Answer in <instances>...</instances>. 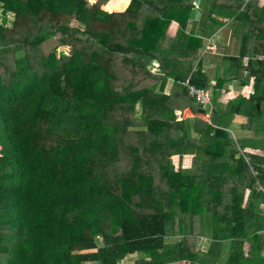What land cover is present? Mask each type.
I'll return each mask as SVG.
<instances>
[{"label": "trees", "instance_id": "obj_1", "mask_svg": "<svg viewBox=\"0 0 264 264\" xmlns=\"http://www.w3.org/2000/svg\"><path fill=\"white\" fill-rule=\"evenodd\" d=\"M120 1L0 0V264H123L133 255V264H252L244 245L264 250V153L242 149L264 152V58L250 40L264 47V6L130 0L123 12L101 9ZM196 6L195 35L185 28ZM218 18L232 35L242 27L241 39L210 85L202 58ZM172 20L180 28L162 50ZM59 46L68 58L57 59ZM250 79L247 98L219 102L224 83ZM186 82L211 91L207 121ZM185 109L194 119L176 115ZM235 115L253 139L231 136ZM184 155L190 169L171 161ZM200 236L211 241L205 255Z\"/></svg>", "mask_w": 264, "mask_h": 264}, {"label": "crops", "instance_id": "obj_2", "mask_svg": "<svg viewBox=\"0 0 264 264\" xmlns=\"http://www.w3.org/2000/svg\"><path fill=\"white\" fill-rule=\"evenodd\" d=\"M256 6H258L260 8L263 7L264 6V0H257ZM195 10L198 11V14H196L195 17L189 19L188 25H190V27H191L190 29H193V32L196 35L197 33H199V29H200L199 26H200V23L203 21H202V10L200 8L195 9ZM200 10H201V12H200ZM218 20L222 21V23H224V25L222 27L216 28V30L207 39L206 49L210 53L208 54V56L207 55L203 56V58L201 57V55H199L198 58H202V61H203L202 69H203L204 73L207 74V71L209 69H212V71H215V77L221 78L224 69L229 66V61H226V60L235 59L237 56L239 40L241 39L242 27L241 28L239 27L238 30L235 28V34L232 35L233 26L231 25L230 20L224 19V18H218ZM169 31H170V29L168 27V29L166 30L165 36L163 38V41L160 45V49H162V50H168L170 48L172 40L174 38V35H175L174 33L176 31L173 32L169 38H167V33H169ZM252 37L253 36H250V40L252 41L254 46H256V48H257V41L255 42L256 39L252 38ZM120 43L122 45H124L126 43V39L120 38ZM258 43H260V42H258ZM257 51H258V49H257ZM251 54H252V51H250V49H248L247 55H249V57L246 56L243 58L242 67H241L242 71L247 70L246 65H247V61L250 58ZM263 58H264V47L260 48V51H258V55H257V59L262 60ZM154 62H156V60H152L149 58V59H147V62H144V65L146 68H148V70L153 72L152 66L150 64L154 63ZM158 72H159V70H158ZM153 73H156V72H153ZM208 79H209V82L210 81L215 82V80L213 81V79H211L210 77ZM172 83H173V81L171 79L167 80L165 93H168L170 91V89L172 87ZM210 85H214V83L210 82ZM226 86H229L231 89L227 90ZM252 86H253L252 85V79H250L248 84L245 86H239V84H237V82H226L223 84V86H221L222 87L221 89L222 90L225 89L227 91L226 92L224 90L226 92V94L224 96L225 97L228 96L227 102H229V101L234 100L238 96H242V97L247 98L252 93V90H253ZM208 91L211 92L210 90H208ZM224 96L222 98H224ZM219 99H220V95H219L218 100ZM227 102L223 103V101H220V103H222L223 105H225ZM190 110L191 109H186L184 111H190ZM208 112L210 113V110L207 111L206 113L208 114ZM191 115H193V114H191ZM183 118H185V116H183ZM207 119H204V120H207ZM245 123H246L245 117L239 116V115H235L233 117V119L230 122V127L228 129L229 133L233 136V138H235V139H248V140L254 138L253 131L243 129V125H245ZM259 150L262 152V155H263L264 152L261 149L250 148V147H245L244 149H242V152L252 154V155L261 156L260 153H255V151H259ZM177 158H178L177 159L178 162L176 163L177 168L180 167V168L185 169V170L190 169L191 158H192L191 155H184L182 157L177 156ZM246 199H247V197L244 196V205H245ZM260 209H263V205H262V208H260ZM199 238H201L204 241H208V244L205 243V245H207V247L202 246L203 248H206V250H208L210 247L209 246L210 242H211L210 239L205 238V237H198V239ZM248 245L250 246V244H248ZM225 246H227V245L225 244ZM250 247H253V246H250ZM253 248L256 252L264 253V250L256 249L255 247H253ZM244 254H245V252H244ZM133 256H135V255H133ZM245 256H246V254H245ZM126 264H128V263H126Z\"/></svg>", "mask_w": 264, "mask_h": 264}, {"label": "rangeland", "instance_id": "obj_3", "mask_svg": "<svg viewBox=\"0 0 264 264\" xmlns=\"http://www.w3.org/2000/svg\"><path fill=\"white\" fill-rule=\"evenodd\" d=\"M95 1L96 0H87V2H88V4H90V5H92L93 3H95ZM110 1V0H109ZM121 3H119L118 4V7L116 8V9H112L111 11L110 10H108L107 8H105L106 7V5L108 4V2L105 4V5H103L102 7H101V9L103 10V11H105V12H107V13H112V12H123L124 10H126V8H127V6L129 5V2H130V0H121L120 1ZM196 9H199L197 6H196ZM200 12H201V10H200ZM7 25L8 26H10V25H12V21H13V16L11 15V14H8L7 15ZM75 25V24H74ZM168 27H169V29H173L172 31H171V33L170 34H172L173 32H175V31H177V29H179L180 28V25L176 22V21H174V20H172V21H170L169 22V24H168ZM191 27H190V25H187L186 26V28H185V31L187 30V32L189 31V29H190ZM168 29V28H167ZM174 34H176V32L174 33ZM167 36H168V33H167ZM171 36V35H170ZM169 36V37H170ZM175 36V35H174ZM55 39V38H54ZM117 42H119L120 43V38L119 37H117V38H114ZM54 41V40H53ZM232 41V40H231ZM229 42V41H228ZM259 44V43H258ZM257 44V49L260 51V47H259V45ZM212 47V46H211ZM211 49V48H210ZM56 53H57V59H62V57H66V58H68L69 56H70V49L68 48V47H64V46H59V47H57L56 48ZM21 53H19V55H20ZM151 66H152V71L153 72H156V73H158V66H159V64H158V62L156 61V62H154V63H151L150 64ZM207 77L209 76L211 79H213V81H214V77H215V71H212V69H209L208 71H207ZM208 77V78H209ZM211 83H214V82H212V81H210ZM209 82V83H210ZM227 87V90H229V89H231L229 86H226ZM225 89H221V91H220V101H223V103L224 102H227V98H228V96L227 97H225L224 95L226 94V92L224 91ZM209 92V91H208ZM224 96V98H222ZM219 101V102H220ZM194 107L197 109V108H199L198 106H196L195 104H194ZM186 110V109H185ZM206 112H204V114H199V117H201V119H207L208 118V116H209V112H208V114L206 113ZM182 114V115H181ZM192 113L190 112V111H182V112H177L176 113V115L177 116H185V118H192V119H194V115H191ZM208 120V119H207ZM206 120V121H207ZM232 136V135H231ZM255 153H260V155H262V152L259 150V151H255ZM178 158H177V156H173L172 158H171V161H172V163L174 164V166L175 167H177V162H178V160H177ZM180 160V159H179ZM157 182V181H156ZM260 208H262V205H260ZM200 237H202V236H200ZM204 237V236H203ZM173 239H175V238H168V239H166V241H169V240H173ZM198 239V238H197ZM202 241V242H201ZM205 243H207L208 244V241H204V240H202L201 238H199L198 240H197V243H196V250L198 251V253H199V255H204V254H206L207 252H208V250H206V248H203L202 246H204V247H207V245H205ZM224 243V242H223ZM227 246H225L224 245V247L227 249L228 248V243H225ZM210 246V245H209ZM202 247V248H201ZM221 250H222V248H221ZM228 250V249H227ZM206 252V253H205ZM244 252H245V254H246V257H248L250 260H251V262H252V264H264V253H259V252H256L255 250H254V248L253 247H250L248 244H245L244 245ZM224 253H226V251H225V249H224V251L222 252V254H220V257L222 258V261L225 259V256H224ZM140 255H135V256H132V257H126V259L123 261V264H125L126 262H129V264H133V261L135 260V258H137V257H139ZM218 262H220V263H218ZM222 264V262H221V260H219V261H215V259H214V264ZM122 264V263H121ZM174 264H188V262H185V261H180V262H178V263H174Z\"/></svg>", "mask_w": 264, "mask_h": 264}, {"label": "built area", "instance_id": "obj_4", "mask_svg": "<svg viewBox=\"0 0 264 264\" xmlns=\"http://www.w3.org/2000/svg\"><path fill=\"white\" fill-rule=\"evenodd\" d=\"M186 86L188 89V95L192 98L195 104L204 112H207L211 109V95L208 90L199 89L195 86H191L186 82ZM257 191H261L264 193V187L257 185Z\"/></svg>", "mask_w": 264, "mask_h": 264}, {"label": "water", "instance_id": "obj_5", "mask_svg": "<svg viewBox=\"0 0 264 264\" xmlns=\"http://www.w3.org/2000/svg\"><path fill=\"white\" fill-rule=\"evenodd\" d=\"M199 113L204 114V111L201 110V109H199V110H198V114H199Z\"/></svg>", "mask_w": 264, "mask_h": 264}]
</instances>
